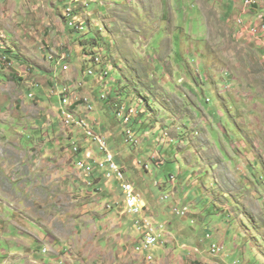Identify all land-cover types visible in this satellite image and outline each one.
<instances>
[{
	"label": "rangeland",
	"instance_id": "374dc122",
	"mask_svg": "<svg viewBox=\"0 0 264 264\" xmlns=\"http://www.w3.org/2000/svg\"><path fill=\"white\" fill-rule=\"evenodd\" d=\"M71 2L0 0V264H264V47L235 30L245 0H80L84 30ZM99 135L142 215L93 167ZM147 212L163 241L140 252Z\"/></svg>",
	"mask_w": 264,
	"mask_h": 264
},
{
	"label": "built area",
	"instance_id": "2783aa9c",
	"mask_svg": "<svg viewBox=\"0 0 264 264\" xmlns=\"http://www.w3.org/2000/svg\"><path fill=\"white\" fill-rule=\"evenodd\" d=\"M254 2V0H247L246 4L251 5ZM68 9V8H67ZM69 10V9H68ZM71 19H74L73 14H71ZM260 20V21H259ZM259 20L246 22L243 21V31H249V33L256 35V30H263L264 34V20H261V16L259 17ZM70 22V21H67ZM264 47V44H261ZM3 57V64H1L0 68H8V57L7 55H4L2 52ZM87 75H91L87 73ZM64 94L65 91H62L61 94ZM61 105L59 106V110H66V107H73L76 103L75 99H72L68 94L61 96ZM69 99H72L69 101ZM128 106V105H127ZM120 109L125 111L126 105H121ZM86 110L89 112V108H86ZM123 111L118 110L119 116H124V122L127 124L130 123L132 119H130V116H133L131 113V107L128 109V114L123 113ZM73 123H76L75 126L77 127H86V122L84 119L78 116H68L67 115V125H71ZM88 134H93L91 131H87ZM126 132H131V140L134 142H138L135 135L133 134L131 129H128ZM99 139V137H98ZM100 142V141H99ZM99 147H108L107 142H100ZM81 167H85V163L80 162ZM93 167H97L101 171V174L104 175V177H116L117 181L121 183L122 189H123V195H124V205L126 208V211L131 214H138L142 215L144 211H146L147 203L146 201L141 197V195L136 191L133 184L130 182H124L125 181V171L116 163L114 154L110 151L108 148V154H103V158H96V162H94ZM92 168H87V171L91 172L93 171ZM141 225L143 227L142 231V239L141 242H137L136 249L140 250V252L147 251L151 248V246L159 245L163 241L162 238V232H163V225L159 223V221L156 219L153 215H148V217L141 218ZM223 248V245H217L214 244V252H219ZM153 257L148 256L147 259H152Z\"/></svg>",
	"mask_w": 264,
	"mask_h": 264
},
{
	"label": "bare ground",
	"instance_id": "6f19581e",
	"mask_svg": "<svg viewBox=\"0 0 264 264\" xmlns=\"http://www.w3.org/2000/svg\"><path fill=\"white\" fill-rule=\"evenodd\" d=\"M78 1V0H76ZM72 8V9H71ZM73 10L72 12H69V10ZM67 11H66V21H70L68 23H72L74 20H77L76 22V27L80 30H84L85 26H84V21H82V19L76 14V10L75 8L73 7H68ZM71 14H73L74 16V19H71ZM261 20H264L263 19V16H261ZM243 21L244 20H240V24H243ZM80 26L82 28H80ZM244 33H247L248 35H251L253 36L252 33H249V31H243ZM256 37H258L261 41H262V44H264V34H263V30H256V35H254ZM259 40V41H260ZM0 47L2 50H0V66L1 64H3V57H2V52H3V44H0ZM264 49V48H263ZM4 55H7L9 56L8 57V68L12 67V61H11V57L8 53L6 52H3ZM13 55V54H12ZM96 61H99L100 58L99 57H95ZM102 61V60H101ZM104 72V71H103ZM88 73L89 74H93V71L92 69H88ZM86 103H87V106L86 108H89V112H91L93 110V106L91 103H88V99H85ZM90 102V101H89ZM73 108L74 107H66V110H60V113L62 114V116L64 117L65 121L67 122V115L68 116H76L74 114V111H73ZM127 134H130L129 138L131 139V132H127ZM99 141L100 142H107L105 140V138L103 139V137L101 138L100 135H99ZM77 148V147H76ZM100 149L105 153V154H108V147H100ZM90 153V152H89ZM85 167H86V163H85ZM88 168H92L90 165H88ZM153 259V258H152ZM152 259H148V260H152Z\"/></svg>",
	"mask_w": 264,
	"mask_h": 264
},
{
	"label": "clouds",
	"instance_id": "9594fccd",
	"mask_svg": "<svg viewBox=\"0 0 264 264\" xmlns=\"http://www.w3.org/2000/svg\"><path fill=\"white\" fill-rule=\"evenodd\" d=\"M246 1L247 0H245V3H244V5H243V7L241 8V14H240V16L239 17H234V24H235V30H236V25H238L239 26V28H240V33L242 34V35H246V36H248V37H250L247 33H244L243 32V24H240V20H244V21H246V22H251V21H255V20H259V17L260 16H263V19H264V11L262 12V11H258V8L260 7V3L257 1V0H254V2L251 4V5H247L246 4ZM75 3H81L80 2V0H78V1H76V0H72V2H71V4H70V6L71 7H73V8H75V10H76V14L79 16V13H78V11H77V9H76V6H73ZM69 6V7H70ZM67 11V10H66ZM243 15H247L245 18H244V16ZM63 16H64V18H65V20H66V12L65 13H63ZM253 16H256V18L255 17H253ZM253 17V18H252ZM81 18V17H80ZM82 19V18H81ZM260 21V20H259ZM68 23V22H67ZM85 24L86 23H84V26H85ZM69 25V24H68ZM70 26V25H69ZM233 26V25H232ZM71 27V26H70ZM72 29H76V28H73V27H71ZM85 28H86V26H85ZM84 28V29H85ZM76 30H78V29H76ZM237 32V31H236ZM251 38V37H250ZM253 41L255 40L254 38H251ZM255 42H257L256 40H255ZM259 43V42H258ZM259 45H260V49H261V54H262V57H263V53H262V45L259 43ZM94 57H99L98 55H96V54H94ZM100 58V57H99ZM99 62H100V60H99ZM90 69V68H89ZM88 72V70L85 72V74ZM94 74V73H93ZM87 75V74H86ZM31 96H33L32 94H30ZM121 105H123V104H121ZM120 105V106H121ZM124 105H126V104H124ZM127 106V105H126ZM137 110V109H136ZM58 111H59V107H58ZM137 111H139V110H137ZM136 111V112H137ZM117 115H118V110H117ZM134 116V115H133ZM133 119V118H132ZM75 126V125H74ZM77 127V126H76ZM79 128H82V127H79ZM83 129V128H82ZM128 129H131L130 127H128ZM127 129V130H128ZM126 130V131H127ZM132 130V129H131ZM125 131V132H126ZM132 132H133V134L135 135V137H136V139L138 140V142H134V144H138L139 142H140V139H139V137L134 133V131L132 130ZM126 134H127V132H126ZM127 140L128 141H132L130 138H129V135L127 134ZM109 148V147H108ZM111 151V150H110ZM101 154H102V152H101ZM103 155V154H102ZM98 158V157H97ZM147 203V202H146ZM147 209H148V207H146V211H147ZM149 210V209H148ZM147 213H149V215H152V213L151 212H147Z\"/></svg>",
	"mask_w": 264,
	"mask_h": 264
},
{
	"label": "crops",
	"instance_id": "0c3cea01",
	"mask_svg": "<svg viewBox=\"0 0 264 264\" xmlns=\"http://www.w3.org/2000/svg\"><path fill=\"white\" fill-rule=\"evenodd\" d=\"M257 1L260 3V7L258 8V11H262L263 12L264 11V0H257ZM227 10H228V6H227ZM227 10L225 11L226 13H227Z\"/></svg>",
	"mask_w": 264,
	"mask_h": 264
},
{
	"label": "trees",
	"instance_id": "16d2710c",
	"mask_svg": "<svg viewBox=\"0 0 264 264\" xmlns=\"http://www.w3.org/2000/svg\"><path fill=\"white\" fill-rule=\"evenodd\" d=\"M68 24H69L71 27L78 29V28L76 27V24H72V23H68ZM78 30H80V29H78ZM106 75H108V73H106Z\"/></svg>",
	"mask_w": 264,
	"mask_h": 264
}]
</instances>
